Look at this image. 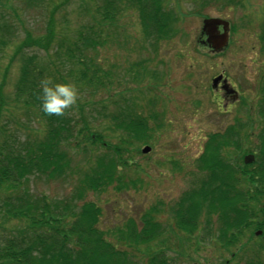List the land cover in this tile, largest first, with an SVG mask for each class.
I'll use <instances>...</instances> for the list:
<instances>
[{"label": "trees", "instance_id": "obj_1", "mask_svg": "<svg viewBox=\"0 0 264 264\" xmlns=\"http://www.w3.org/2000/svg\"><path fill=\"white\" fill-rule=\"evenodd\" d=\"M37 1L29 0L30 4ZM169 1L92 0V7L85 8L90 21L75 31L72 41L64 43L61 39L56 43L50 28L41 37L27 36L17 47V52L35 47L48 53L56 43L54 55L61 56L57 65L65 73L54 67L48 68L46 74L42 60L38 64L34 57L20 58L9 108L31 114L38 127L23 138L15 134L1 136L6 140L0 144V220L4 223L2 229L7 224L10 228L7 237L0 238V264H178L169 255L170 251H176L172 236L179 242L183 235L179 247L185 244L198 247L197 239L208 236L205 240L228 251L242 242L246 232L261 228L264 130L260 129L257 136L256 153L253 149L241 150L242 155L234 162L229 147L238 148L242 137L243 144L248 143L247 137L240 135V120L225 132L208 135L193 163V180L170 206L156 202L137 221L128 218L121 226L103 231L98 228L100 207L85 201L89 193L99 194L107 189L122 192L137 187L139 180L130 177L127 170L134 164L133 154L140 153L138 148L150 144L153 132L150 123L159 120L157 113L135 115L133 98L128 100L120 89L112 92L108 77L109 70L114 68L103 66L97 56L107 47L121 43L119 39L126 30L123 18L131 14L135 15L141 33L139 48L148 51V56L155 54L160 44L180 34L177 28L180 14L174 5L168 6ZM198 1L193 3L199 10L220 2L227 6L242 5L240 0ZM11 30L6 21L0 22V46L7 45L6 37ZM259 40L264 42V22L260 25ZM148 62L147 57L145 61L131 63L127 74H133L135 82L157 77L156 71L149 72ZM47 77L54 82L77 85V103L66 109L64 115H45L41 111L40 81ZM258 92V114L264 121V72ZM4 106L0 100L1 111ZM108 137L116 143L108 141ZM70 149L83 153L81 167L72 166ZM249 153L256 154L255 161L243 165L242 158ZM171 164L181 171L176 162ZM32 178L66 182L73 179L75 183L68 196L49 199L31 193L28 183ZM162 213L167 214L166 220L160 219ZM259 249L264 251V245H259ZM231 256L234 258L235 254L232 252ZM243 264L264 262L256 257Z\"/></svg>", "mask_w": 264, "mask_h": 264}, {"label": "rangeland", "instance_id": "obj_2", "mask_svg": "<svg viewBox=\"0 0 264 264\" xmlns=\"http://www.w3.org/2000/svg\"><path fill=\"white\" fill-rule=\"evenodd\" d=\"M240 1V6H227L220 2L201 10L197 9L193 0L167 2L169 7L174 5L178 9L180 19L177 28L180 34L160 44L155 54L149 52V56L146 53L148 51L139 48L141 33L135 15L125 16L122 24L127 31L124 30L120 37L121 43L107 47L98 54L97 58L103 66L114 68L108 69L112 92L120 89L128 100L133 98L136 103L135 115H159V120L150 123L153 128L150 144H147L151 148L150 152L145 155L133 154L134 164L127 170L130 177L139 180L137 187L122 192L107 189L86 196L85 201L94 202L101 209L99 229L113 230L128 218L137 221L142 212L156 202L164 203L165 207L174 203L193 180V163L200 155L208 135L223 132L236 120H240V135L246 136L248 143L243 144L242 137L237 143L238 148L229 147L231 160L237 161L246 149H253L256 153L259 144L257 136L260 129L264 130V121L260 120L258 114V88L260 76L264 72V42L259 40L260 25L264 22V0ZM35 3L30 4L29 0H0V22L6 21L12 29L6 37L7 45L0 46V100L6 107L0 110V127L5 133L0 134V144L6 140L4 137L15 134L23 138L25 133L32 134L38 127L31 114L9 108L13 103L20 58L34 57L33 61L38 64L42 60V64L46 65L43 70L46 74L54 67L64 74L65 69L57 65L61 56L54 55L56 43L61 39L64 43L73 40L75 31L89 23L85 8L93 4L92 0H38ZM207 18L229 23L228 44L220 52H211L199 43L203 20ZM50 28L54 31L56 43L48 53L35 47L17 52V47L27 36L41 37ZM124 35L129 37L125 38ZM147 57V68L149 72L156 71L157 77L142 78V82H135L132 80L133 74H127L126 70L131 63L145 61ZM58 74L54 75L57 77ZM218 74H222L239 91L238 101L229 102L230 105L225 109L219 107L210 87L211 80ZM221 110L226 112L221 114ZM107 139L116 143L112 137ZM143 146L138 148L139 152ZM68 152L72 166L81 167L83 153L79 150ZM172 161L178 164L181 171L173 167ZM133 167L136 172H132ZM74 183L73 179L66 182L61 179L47 181L32 178L28 186L33 195L59 199L69 195ZM160 219L166 220L167 214H160ZM1 224L4 223L0 220V238L7 237L10 226L3 225L5 227L2 229ZM257 229L246 232L242 242L228 251L213 246L205 240L208 236L197 239L198 247H188L186 244L179 247L183 235H180L179 242L172 236V247L176 251H170L169 255L178 264H243L245 260L256 257L264 262V251L259 249V245H264V236H255Z\"/></svg>", "mask_w": 264, "mask_h": 264}, {"label": "clouds", "instance_id": "obj_3", "mask_svg": "<svg viewBox=\"0 0 264 264\" xmlns=\"http://www.w3.org/2000/svg\"><path fill=\"white\" fill-rule=\"evenodd\" d=\"M40 108L45 115H64L77 103L78 89L72 82H54L50 77L40 81Z\"/></svg>", "mask_w": 264, "mask_h": 264}, {"label": "water", "instance_id": "obj_4", "mask_svg": "<svg viewBox=\"0 0 264 264\" xmlns=\"http://www.w3.org/2000/svg\"><path fill=\"white\" fill-rule=\"evenodd\" d=\"M221 27L222 32L219 33L218 28ZM228 30L229 25L228 22L210 18V19H204L203 20V26L201 29L202 35L205 36V40L202 44L208 46V48L212 52H220L224 47H226L228 42ZM222 79L221 76L216 77L212 81V86H216V84ZM224 89L225 91L228 89V86L226 85V81L224 80ZM227 94H232V91H227ZM150 151V148L145 147L142 150V153H148ZM254 161V157L252 155H247L244 157L243 162L244 164H251ZM256 235H259V232H256Z\"/></svg>", "mask_w": 264, "mask_h": 264}, {"label": "flooded vegetation", "instance_id": "obj_5", "mask_svg": "<svg viewBox=\"0 0 264 264\" xmlns=\"http://www.w3.org/2000/svg\"><path fill=\"white\" fill-rule=\"evenodd\" d=\"M224 78V76H223ZM226 85L228 86V89L225 91L224 89V80L221 79L217 84L216 86H212V92H213V97H215L217 99V103L219 104V107H221V109H225L226 107H228L230 105L229 102H233L234 100H237L238 101V94H239V91L238 89H234V86L233 84H230L228 83V81L226 82ZM227 91H232V94H227L226 92ZM224 101H226V103H224ZM229 104H228V103ZM223 103V104H222ZM221 104V106H220ZM226 110H221V114L222 113H225ZM263 221H264V216H263ZM263 228H264V223L262 224L261 228L260 229H257V231H260L261 234L260 236H262V233H263Z\"/></svg>", "mask_w": 264, "mask_h": 264}]
</instances>
